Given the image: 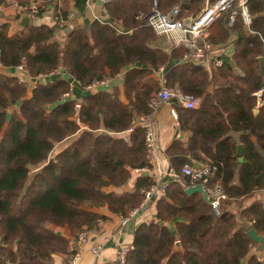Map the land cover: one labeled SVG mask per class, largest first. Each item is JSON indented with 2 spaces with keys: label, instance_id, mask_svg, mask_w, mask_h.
<instances>
[{
  "label": "trees",
  "instance_id": "trees-1",
  "mask_svg": "<svg viewBox=\"0 0 264 264\" xmlns=\"http://www.w3.org/2000/svg\"><path fill=\"white\" fill-rule=\"evenodd\" d=\"M12 1L32 2L0 0V6ZM41 1L38 17L52 11L65 19L70 5L80 15L86 9V0H60L58 6L56 0ZM199 3L158 0V7L167 13L179 4L183 19L196 15ZM151 5L112 0L102 5L103 20L85 17L63 41L55 38L53 18L52 25L31 24L12 35L0 23V65L17 72L0 73V264H56L55 256L69 261V240L54 228H67L76 238L107 221L101 208L124 217L140 208L153 177L134 170L152 173L154 166L146 158L144 129L125 132L132 121L152 113L149 103L160 77L167 87L198 98L200 106L173 104L179 130L188 138L164 151L176 177L167 179L164 197L149 201L133 218L125 264H264L257 260L262 252L249 253L257 244L247 236L250 229L264 236V200L242 204L264 190V0L248 1L254 34L233 10L212 24L207 42L228 45L232 52L209 69L184 62L183 47H160V38L143 23ZM20 66L32 79L63 69L80 91L70 93V80L56 77L37 81L27 96ZM117 75L120 87L86 89ZM258 90L263 92L257 107ZM237 145L243 146L242 161L235 157ZM191 159L215 167L210 183L218 182L227 196L219 216L201 194L185 193L191 180L181 168ZM133 176L132 190L114 191ZM148 209L153 219L139 221ZM176 241L182 252L174 250Z\"/></svg>",
  "mask_w": 264,
  "mask_h": 264
},
{
  "label": "built area",
  "instance_id": "built-area-1",
  "mask_svg": "<svg viewBox=\"0 0 264 264\" xmlns=\"http://www.w3.org/2000/svg\"><path fill=\"white\" fill-rule=\"evenodd\" d=\"M109 0H104V3ZM152 5L149 12L142 17L143 23L146 27L151 28L157 36L164 37L166 40L173 43L174 47H183L185 52L182 60L184 62H196L207 67H219L222 65V59L219 56V50L216 46L207 42L208 29L212 24L220 17L224 12L233 10L239 16L244 29L249 34H254L250 29L252 23V15L249 10V0H204V5L201 11L192 18L179 19V8L173 7L167 13L160 11L158 7V0H151ZM94 0H86V7H91ZM16 13L21 16H28L31 19L39 18V6L35 2H31L28 5L17 6ZM42 16V15H41ZM57 21V25L60 27L71 18L68 15L65 19L52 17ZM235 15L229 16V24L234 22ZM264 60V54L262 56ZM22 72H26L24 66L18 68ZM162 69H160L161 71ZM27 73V72H26ZM105 84V80L102 82H95L92 85L86 87V89L96 88ZM33 85V89L35 88ZM159 91L156 96L150 101L149 108L151 114L149 116H140L137 120L131 122L130 128L125 132L129 134L132 132L135 126H140L145 132V148L146 158L153 164L154 173H152L153 184L145 191L144 200L142 201L140 208L147 205V203L153 199H158L165 196L166 187L168 182L165 181L166 177L175 178L176 174L167 172L162 166L163 159L160 155V150L156 142V136L154 133V114L164 105H168L170 102L175 103L177 106L186 109H197L200 106V100L196 97H192L183 93L178 87H167L164 77H160ZM263 90H258L253 95L256 97L257 102H260ZM68 96L65 94L64 97ZM78 107V106H77ZM169 113L175 121L178 119V113L176 108H171ZM176 125H178L176 123ZM143 169H135L134 173H141ZM215 167L210 163H189L184 164L181 168V174L188 177L191 180V185L201 184L207 193L209 204L211 206L214 215L219 216L221 214V208L223 203L227 200V196L218 182L214 184L210 183V179L213 177ZM234 207V204L231 205ZM140 208L133 209L129 212L128 216H119L120 227L124 228L137 215ZM147 223V222H146ZM78 246H85L89 244L86 231L81 232L76 237ZM101 246L98 244H90L89 251L92 256L97 258L101 252ZM132 249L130 247L123 246L116 257L115 264H125L126 254ZM79 255L76 254L71 259L70 264H77ZM258 261H264V251L257 256Z\"/></svg>",
  "mask_w": 264,
  "mask_h": 264
},
{
  "label": "crops",
  "instance_id": "crops-1",
  "mask_svg": "<svg viewBox=\"0 0 264 264\" xmlns=\"http://www.w3.org/2000/svg\"><path fill=\"white\" fill-rule=\"evenodd\" d=\"M112 0L106 1L105 3H109ZM188 1V0H186ZM190 1V0H189ZM199 3V11L196 13V15L201 11L204 5V0H196ZM103 3V5L105 4ZM177 7L181 11L179 4H174L171 6V8ZM169 9V11L171 10ZM69 13L68 15H71V18H69L63 26L55 25L53 26V29L55 30V38L58 41H63L65 37L67 36L68 32L71 31V29L76 26V25H82L83 24V19L86 17L89 20L97 19V20H103L104 19V11L102 9V5L98 6L94 2L92 3L91 7H86L85 12L83 15H80L77 11L74 10L73 6L70 5L69 8ZM14 6L8 5V6H0V23H6L9 25V35L14 34L18 30H24V29H19L17 27V23L23 16H17L16 11H14ZM89 10V11H88ZM186 12V10H183ZM67 15V16H68ZM194 16H187L183 19H189ZM17 16V17H16ZM66 16V17H67ZM52 11H48L44 13L41 17L37 19H31L30 18V25H52ZM117 22H114L113 24H116ZM29 25V26H30ZM208 36H209V29H208ZM159 37V36H158ZM160 41V47L164 50H170L174 47L173 43L170 41L165 42L164 37H159ZM235 39V36H231L229 41H233ZM216 48L219 50V56L221 59L223 57H229L231 55L232 50L228 47V45H222V46H216ZM264 54V52H263ZM263 56V55H262ZM263 59V58H262ZM223 60V59H222ZM212 67V66H211ZM210 67H207L206 69H209ZM19 75L21 76V80L26 83L27 87V96L30 95L33 85L37 84V81H42L45 79H52L56 77H67L70 80V85H71V91L70 93L80 91L79 89V84L76 82L74 79L69 78L68 75L65 73L63 69H60L55 72V74H50L49 76H40L38 79H32L28 74L24 71L22 72L21 70L17 69ZM16 70H8L5 69L0 65V73L1 74H6V75H11L14 74ZM17 73V72H16ZM115 86H121V75H117L116 78L111 79V80H105V84L101 85L100 87L106 89V90H111ZM73 91V92H72ZM173 102H170L168 105L162 106L153 116V123H154V133L156 136V142L160 150V155L163 159L162 166L163 168L166 169L167 172H172L171 166H170V160L169 157L164 154V151L170 146V144L174 140H180L185 142L188 138V134L181 132L179 130V122L178 119L175 121L172 119L169 110L173 108ZM256 104L257 107L261 104V99L260 102H257L256 99ZM176 105V104H175ZM176 108V107H174ZM178 113V112H177ZM176 123L178 125H176ZM190 163H205L204 162H197L193 159H191ZM144 174L146 173L143 171ZM154 173V171L152 172ZM152 173L148 172V175H151ZM137 174V173H136ZM146 175V176H148ZM170 177H166L165 181ZM135 181V176H133L129 182L122 188V191H130L133 188ZM108 190H112L109 188ZM118 190H121V188L114 189V191L118 192ZM121 192V191H119ZM261 199L264 200V190L258 191L254 193L250 198L243 199L242 204L243 206L248 205L250 202L254 201L255 199ZM231 209H234L237 211L235 207H231ZM99 213L107 216V221H105L101 227L98 230H88L86 231L87 237L89 239V244L85 246H78L76 242L75 237H71L70 233L68 232L67 228H54L56 232H58L61 236L67 238L69 240V251L72 253L70 256L69 261H65L62 257L55 256V263L56 264H70L71 259L74 257V255L78 254L79 259L77 264H113L116 260L117 254L119 250L125 246V247H130L132 245V239H133V231L135 228V224L133 222V228H132V233H129V229L127 225L124 228L120 227L119 223V215H113L111 214L106 208H101L98 210ZM153 219V212L152 209H148L144 214L143 217L140 218L139 221H144V222H149ZM90 244H98L101 246V252L97 258L92 256L89 251V246ZM257 247H251L250 248V254H256ZM245 264V262H244Z\"/></svg>",
  "mask_w": 264,
  "mask_h": 264
},
{
  "label": "water",
  "instance_id": "water-1",
  "mask_svg": "<svg viewBox=\"0 0 264 264\" xmlns=\"http://www.w3.org/2000/svg\"><path fill=\"white\" fill-rule=\"evenodd\" d=\"M95 3H96V5L101 6V5H103L104 0H95ZM30 21H31L30 17L25 15V16L21 17V19L19 20V22L17 23V27L19 29L28 28L29 25H30ZM78 109H79V107H76V111H78ZM242 152H243V146L242 145H237L235 157L238 158L240 161H242ZM145 175H148V172H146ZM185 193L188 194V195L193 194V193H199V194L202 195L204 201L209 203V199H208L207 193H206V191L204 190V188L202 187L201 184H196L194 186L187 187L185 189ZM132 228H133V221H131L129 223V226H128L129 233H132ZM247 236L252 242L257 244V251L258 252H263L264 251V236L258 235L254 229H250L247 232ZM174 250L180 251V252L183 251L179 241L175 242Z\"/></svg>",
  "mask_w": 264,
  "mask_h": 264
},
{
  "label": "rangeland",
  "instance_id": "rangeland-1",
  "mask_svg": "<svg viewBox=\"0 0 264 264\" xmlns=\"http://www.w3.org/2000/svg\"><path fill=\"white\" fill-rule=\"evenodd\" d=\"M31 1L37 3V4H38L39 6H41V7H42V5H43V3H42L41 0H31ZM31 1H30V2H31ZM56 3H57V6H58V5H60L61 1H60V0H56ZM10 5L14 6V9H15L14 11H16L17 6H19V4L17 5V2H14V1H12V3H11ZM88 11H89V10H88ZM44 13H45V12H44ZM16 14H17V13H16ZM17 16H18V14H17ZM17 16H16V17H17ZM156 36H157V35H156ZM157 37H158V36H157ZM159 37H160V36H159ZM166 41L168 42V40L165 39V42H166ZM123 188H124V187H123ZM119 191L123 192V191H122V188H121V190H118V192H119Z\"/></svg>",
  "mask_w": 264,
  "mask_h": 264
}]
</instances>
